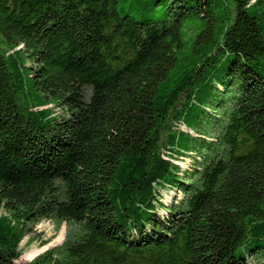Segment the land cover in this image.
Wrapping results in <instances>:
<instances>
[{
	"label": "trees",
	"instance_id": "16d2710c",
	"mask_svg": "<svg viewBox=\"0 0 264 264\" xmlns=\"http://www.w3.org/2000/svg\"><path fill=\"white\" fill-rule=\"evenodd\" d=\"M0 264H264V0H0Z\"/></svg>",
	"mask_w": 264,
	"mask_h": 264
},
{
	"label": "rangeland",
	"instance_id": "374dc122",
	"mask_svg": "<svg viewBox=\"0 0 264 264\" xmlns=\"http://www.w3.org/2000/svg\"><path fill=\"white\" fill-rule=\"evenodd\" d=\"M124 8V9H123ZM122 9L126 14L128 6H124ZM147 16V15H146ZM160 15L152 13L148 15V18L157 19ZM192 157H185L184 159L176 160V164L180 165L183 169H188L192 164ZM162 202L167 204L171 202L174 198L168 191L162 192ZM72 226L68 223L56 224L52 220L42 219L38 223L32 226L31 231L26 235L19 244L20 257L19 262H28L33 260L35 257L43 254L45 251L51 250L60 246L65 238L72 230ZM34 250H41L37 255L28 257V255Z\"/></svg>",
	"mask_w": 264,
	"mask_h": 264
}]
</instances>
